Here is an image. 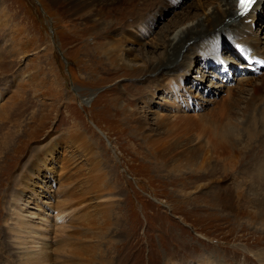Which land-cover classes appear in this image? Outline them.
Here are the masks:
<instances>
[{"label": "rangeland", "instance_id": "rangeland-1", "mask_svg": "<svg viewBox=\"0 0 264 264\" xmlns=\"http://www.w3.org/2000/svg\"><path fill=\"white\" fill-rule=\"evenodd\" d=\"M199 2L147 0L97 54L102 31L83 35L49 0H0V264H20L18 222L66 212L46 264H264V180L249 165L264 140V11L251 34L191 51L168 89L142 69Z\"/></svg>", "mask_w": 264, "mask_h": 264}, {"label": "bare ground", "instance_id": "bare-ground-1", "mask_svg": "<svg viewBox=\"0 0 264 264\" xmlns=\"http://www.w3.org/2000/svg\"><path fill=\"white\" fill-rule=\"evenodd\" d=\"M49 1L58 8L62 16L69 17V18L76 16V19L74 20V22L76 26H78L79 28L83 30V32H81L83 33V35H86L91 30H94L93 32H95V30L97 29H100L102 31L103 35H105L104 36L105 43L103 47L101 46L98 49L99 52L97 54H100L102 53V50H106V52L107 51L109 52V49L112 47V45H114V42H115L114 39H116L114 38L115 33L116 31H119V29L114 26L118 24H120V26L123 25L124 23H122L121 21L122 20L124 22L127 21V15L128 16L132 15L130 20H133L134 16L135 18L136 17L138 18V16H140L139 14L146 10L145 7H146L147 0L146 1L145 0H49ZM263 11H264V0H255L252 8L244 16H242L239 13V9L236 7V0H204L203 2H201L200 0L197 8L189 12L181 21L177 22L178 24H175V26L171 29V31L167 30L165 32L166 35L164 34L161 36V33L157 34L159 38L164 36L162 39V43L160 44L161 50L163 51L161 55V60L156 63H151L149 66L145 65V67L142 69L149 71V73L153 75L152 78L154 77V79H156L157 81H162V80L165 81V83L163 84V87H165V89H168L171 84L169 80L167 81V78H169L171 75L174 76L179 73L178 72L179 66L183 63V61L187 62L189 60L188 57L191 56V51L195 53L197 50H200V48L203 45L204 46L208 45L209 48L212 49L213 45L216 43V40L215 39L211 40L210 37L214 36L215 34L219 32H224V33L235 35L238 37L242 34H249L252 27L254 26L255 19ZM121 27H125V26H121ZM120 37L122 38V35ZM129 38H133V36ZM118 40L119 41H116L117 42L116 49H118V45H119L118 43L122 39H118ZM195 49L197 50L195 51ZM119 58L120 57H118L117 59L111 56L108 60V64L111 70L115 68V72L121 71L122 66H124L123 59H119ZM177 67H178V70H176ZM155 73L157 74L159 73V74L156 76ZM166 81H167V85H166ZM7 114L10 117H13L12 115H14L13 112L12 111L10 112L9 110L5 113V115ZM3 119L4 117L1 116L0 121H3ZM10 134L12 133L7 132L5 135H2L1 140L5 141V137L7 136H9V139H11ZM261 140H262V137H259L258 141H261ZM222 143L224 144L222 145V147H220L222 149L224 146L223 148L224 152L222 153L226 154L228 153L227 150L231 151V148L233 146L225 145L224 141ZM5 144L6 143H4V145ZM166 144H168V142ZM232 150H235V147H233ZM251 150H252V155L250 156L249 165L253 167L254 161H255V164L258 163L260 167L262 168L260 177H262V180H264V140L260 143L258 148H255V146H253ZM39 161L40 159L37 158L36 161H33L31 163L36 164ZM2 162L3 161H0V164H2ZM224 166H227V165L224 164ZM234 167H235V164L232 165L231 170ZM226 172H227V169L225 171L224 176L227 175ZM3 180L4 179H2V175H0V187L5 184ZM24 180H22L23 183H19L18 187L20 188L26 187L24 186V183H26ZM252 189L253 188L251 185V191L253 192L254 189L253 190ZM209 193L211 194L212 191ZM210 194L208 195L210 196ZM238 196H241V195L238 194ZM227 198L230 199V197H227ZM19 199H21V197H18L14 200L18 202ZM247 200H248L247 204L250 205L251 207L252 205L257 204L255 202L254 197L252 198L250 197L246 199V202ZM19 205L20 204H18V206ZM241 207L243 208V206ZM20 210L21 208H18V210H15V211L18 213ZM66 213H56V215H51L50 216L52 218L51 224H48L49 222L47 218H45L44 220L40 219L41 221H39L38 223L31 222L32 220L30 222L27 220L26 222L23 221L19 223L16 219H14L20 225L19 232L15 231V233L17 232V237L15 238V240H13L14 243L17 245L16 249L21 251L19 259H18L20 264H46V261L48 262L50 253L51 252L53 253L54 251L51 247L53 246L54 242L57 241V240L54 241V239L57 237L56 234L58 235L59 233L63 232L62 230L65 229L63 224L66 222V219L69 217V213L68 214ZM246 213H243V215H246ZM248 215H251V214H248ZM263 216H264V208L262 212L260 213V217H263ZM250 217L252 218V216Z\"/></svg>", "mask_w": 264, "mask_h": 264}, {"label": "snow or ice", "instance_id": "snow-or-ice-1", "mask_svg": "<svg viewBox=\"0 0 264 264\" xmlns=\"http://www.w3.org/2000/svg\"><path fill=\"white\" fill-rule=\"evenodd\" d=\"M253 2L254 0H239V5L243 12H246L251 7Z\"/></svg>", "mask_w": 264, "mask_h": 264}]
</instances>
